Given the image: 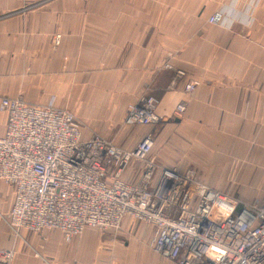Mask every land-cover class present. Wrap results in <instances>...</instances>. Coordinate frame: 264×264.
Instances as JSON below:
<instances>
[{"label":"crops","instance_id":"1","mask_svg":"<svg viewBox=\"0 0 264 264\" xmlns=\"http://www.w3.org/2000/svg\"><path fill=\"white\" fill-rule=\"evenodd\" d=\"M34 1L0 0V15ZM80 1L54 0L0 22V50L1 38L9 36L4 48L8 58L0 59V98L68 107L75 103L71 99H78L85 109L78 113L87 115L105 137L115 125V114L131 99L153 95L160 119L173 116L175 105L184 101L185 115L173 116L171 124L179 136L170 141L183 142L184 137L185 145L201 146L208 143L199 141L206 130L223 128L218 125L222 117L235 115L243 97L255 96L258 86L264 87V0H104L103 8L87 15L79 9ZM214 13L219 14L218 21L208 22ZM83 17L87 18L85 25ZM55 30L62 38L51 51L48 42ZM19 33L26 35V51ZM161 35L165 47L159 44ZM162 63L171 68L158 70ZM99 71L108 83L103 90L93 80ZM196 79L199 84L193 91L183 90L185 82ZM6 121V113L0 111V134ZM154 125L143 135L152 134ZM152 136L154 148L157 137ZM119 140L115 142L124 148L135 142ZM136 172L130 170L127 176L132 179ZM13 200V187L0 181V248H13L12 261L20 264L22 257L17 253L22 242L1 218ZM137 224L148 243L150 228ZM44 233L41 240H46ZM87 237H75L71 245L82 246ZM136 254L141 258L139 264H173L152 249ZM115 256L121 260L117 253L111 259Z\"/></svg>","mask_w":264,"mask_h":264},{"label":"built area","instance_id":"2","mask_svg":"<svg viewBox=\"0 0 264 264\" xmlns=\"http://www.w3.org/2000/svg\"><path fill=\"white\" fill-rule=\"evenodd\" d=\"M218 17L214 13L207 21L216 23ZM198 84L188 80L183 90ZM155 103L153 96L142 95L127 107L124 124L158 122ZM0 111L7 116L0 134V181L14 190L3 219L14 233L53 230L71 242L86 229L115 231L130 219L148 225V246L173 264L264 262V197L241 204L194 169L159 166L151 156L150 132L124 148L102 134L85 136L66 107L3 96ZM185 111L179 101L173 116ZM133 169L131 179L127 174ZM13 257L11 249L0 248V264Z\"/></svg>","mask_w":264,"mask_h":264},{"label":"rangeland","instance_id":"3","mask_svg":"<svg viewBox=\"0 0 264 264\" xmlns=\"http://www.w3.org/2000/svg\"><path fill=\"white\" fill-rule=\"evenodd\" d=\"M51 2L53 3L54 0H36L26 3L19 9H13L0 15V22L13 15L24 16L28 11ZM79 3V9L83 10V15H87L89 11L99 10L104 6V0H82ZM86 19L83 17L82 25H85ZM4 36L1 38L3 49L0 50L2 62L5 57L8 58L9 52L4 50L5 46L9 44V36ZM19 36L24 37L22 48L26 51V35L19 33ZM61 38L59 31H53L50 35L48 48L55 51L60 45ZM159 44L165 47L164 35L160 36ZM157 68L163 70L171 67L162 63ZM95 74L93 80L98 82V89L103 90L108 85L107 79L103 77L105 75H102L100 71ZM197 81L199 83V80ZM23 83L26 84L25 81ZM262 86H258L259 89L255 96L241 99V108L235 115L226 114L222 117L223 119L218 125L223 128L206 130V136L204 138L200 136L199 141L202 139L205 143L208 142L205 145H185L187 139L183 137L184 135H180L183 137V142L181 139L174 142L170 141L175 136H179L176 129L173 128L174 126H171L173 116H167L166 119L161 118L153 126V133L157 139L151 156L159 166L174 167L177 170L194 169L201 180L232 199L238 200L241 204L256 199L260 200L264 196V87ZM141 96L135 98L136 100L131 99L126 106L122 107L120 114H115V125L108 131V134H105L107 137L114 141L120 139L119 142L121 143L123 139L127 140L128 138L127 141L134 139L135 144L143 136L144 130L148 126L124 124L127 107L139 100ZM154 99H156V108L157 98L154 97ZM71 101L72 103L75 102L71 107L65 105L62 107H68L79 119L85 136L91 133H103L102 129L95 128L94 122L87 115L78 113L85 110L82 103L78 99L76 101L71 99ZM233 117L234 122L231 123ZM123 131L128 134L121 135ZM200 133L202 134L203 131ZM127 135L129 137H126ZM2 216L4 217V215ZM3 217L1 218L3 219ZM137 223L139 222H132L127 219V222L115 231L86 229L81 236L88 235L87 242L79 247H73L71 242H64L57 231L44 230L32 235V231L30 233L21 232L23 228H19L16 235L18 240L22 242V247L17 256L22 257L20 264H139L138 261L141 258L136 253L140 250L149 251L151 248L146 239L140 236V224ZM43 233L46 240L49 241L41 240L40 235ZM76 237H80V235ZM28 243L32 244V249ZM8 249H11L15 256V250L13 248ZM116 253L121 255V260L118 256L111 259V255ZM12 260L10 264H14Z\"/></svg>","mask_w":264,"mask_h":264},{"label":"bare ground","instance_id":"4","mask_svg":"<svg viewBox=\"0 0 264 264\" xmlns=\"http://www.w3.org/2000/svg\"><path fill=\"white\" fill-rule=\"evenodd\" d=\"M155 116H156V118H157V120L160 118L156 113H155ZM155 118V117H154ZM4 215V214H3Z\"/></svg>","mask_w":264,"mask_h":264}]
</instances>
